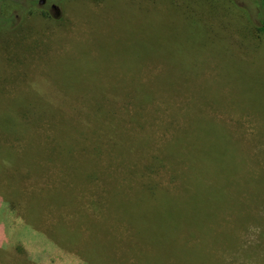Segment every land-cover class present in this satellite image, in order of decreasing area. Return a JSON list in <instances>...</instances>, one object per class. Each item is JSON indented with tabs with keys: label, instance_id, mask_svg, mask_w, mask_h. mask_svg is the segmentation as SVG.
<instances>
[{
	"label": "rangeland",
	"instance_id": "obj_1",
	"mask_svg": "<svg viewBox=\"0 0 264 264\" xmlns=\"http://www.w3.org/2000/svg\"><path fill=\"white\" fill-rule=\"evenodd\" d=\"M51 3L58 17L50 12ZM263 16L260 0H0V121L11 124L16 107L23 110L14 119L19 134L0 128V151L13 153L17 163L0 165V195L10 194L15 204L0 198V264H14L16 246L39 264H84L76 245L95 231L94 224H102L104 182L120 181L131 193L130 185L150 180L162 195L192 194L182 188L197 182L187 161L179 160V151L168 158L172 141L184 135L191 117L219 141L226 139L229 148L243 149L238 155L245 158L233 162L227 182L204 176L223 194L216 197L214 224L202 221L192 237L180 229L177 259L168 241L138 243L130 225H112L111 218L103 225L107 232L116 228L109 233L128 248L127 264H146L145 253H157L159 264H209L207 256L215 264H264V176L259 177L264 174V41L255 45L248 32ZM145 92L151 94L144 101ZM86 100L106 109L128 104L133 117L124 106L112 115L125 134L120 150H110L105 137L97 154L80 149L96 146L90 128L104 130L88 126L97 116L81 109ZM40 106L51 109L29 123L27 112ZM102 116L92 122L111 118ZM208 117L228 130L205 123ZM69 123L74 131L65 129ZM66 135L78 139L76 155L90 168L113 162L110 156L139 168L155 154L163 157L138 177L113 162L109 177L98 175L93 185H67L59 161L41 158L52 137ZM98 201L104 205L98 207ZM63 223L77 229L75 245L48 238L57 240ZM196 243L205 257L196 248L190 259L186 250Z\"/></svg>",
	"mask_w": 264,
	"mask_h": 264
},
{
	"label": "trees",
	"instance_id": "obj_2",
	"mask_svg": "<svg viewBox=\"0 0 264 264\" xmlns=\"http://www.w3.org/2000/svg\"><path fill=\"white\" fill-rule=\"evenodd\" d=\"M260 3L264 5V0H260ZM248 32L251 37L250 41L254 42L255 45L263 42L264 16L258 19V23L255 27L250 26ZM166 89L178 90L176 87L170 86ZM149 94L151 93L145 92L144 101L149 98ZM38 102L39 101H37V103ZM32 103L36 104L34 102ZM125 105L128 106L127 103H124L117 108V106L111 104V108L106 109L100 102L96 103L86 100L85 103H81V109L88 108L94 116L98 117H94L98 121L101 120L99 117H103L102 115L106 116V114H109V116H111V118H109L110 120L101 123L92 122L95 121V119L87 121L89 122V127L101 126L104 130L99 132V130H96L95 128H90V137L96 146L93 148L91 147L90 149L86 146H79L82 151L93 154L99 153V146L104 143V137L107 138V144L109 145L108 148L110 150H120V139L125 134L123 131L119 130L120 125L115 118V115H112L117 109H121L124 106L125 108L123 107L122 110H125L129 116L133 117L129 108ZM203 107H205V105L201 107V113H204L205 111ZM50 109L51 108L48 109L47 106L44 108L42 106L39 108H30L27 112L29 115L27 119L32 118L29 123L37 122L33 119V117L40 116L42 113L47 112ZM78 109L80 108L75 106V110ZM14 111L15 115L14 118H12L13 122L11 124H2L3 120H1L0 128L3 131L11 132L12 130L14 133L19 134L15 127L16 123H14V119H17L20 115L19 113L22 114L23 110L20 112V108L18 106ZM242 113L243 112L239 113L240 115H238V118ZM208 118L209 119L204 120L207 121L205 123L214 124L216 129L226 128L219 120H215V117ZM198 120L196 118L194 119V117L189 118L187 128L182 129L184 135L176 136L177 138L172 141L173 148L171 150L169 149L170 151L168 150L171 152V155H169L168 158L171 156L174 157V154L179 151V160L187 161V169L192 172L195 178H197V182L192 180L189 183H184L182 187L184 191L192 192V194L183 196L182 198L162 195L158 190L157 184L151 182L150 180L148 182L136 181L134 186L130 185L129 189L131 190V193L126 191V185L120 181L104 182V189L101 192L103 194L101 195H104L103 199H105L107 211H105L103 218H101L103 219L102 224H94V226H96L95 231L91 230V234L82 238V241L76 245L78 252L76 254L83 259L84 264H127L125 255L126 249L128 250V248L120 241V238H116V235L109 233L110 231H114L116 228L113 227L109 229V232H107L106 227L103 225L104 221L108 218L112 219L110 222L112 225L114 222L123 224L125 228H129L130 225L136 234L135 240L138 243L143 242L152 246H159L161 242L168 241V244H170L172 248L170 255L175 259H177L175 256L178 248L180 247L178 243H175V235L180 229L183 233L184 231L186 232V237H192L195 228L200 227L202 225V221H211L214 224L215 219L219 216L216 197L217 194H219L220 197L223 194L221 190L220 193L215 191L214 187L211 186V182H206L204 180V176L211 173V176H209L214 178V181L216 179V181L223 180L227 182L233 173L232 169L235 165L233 162L240 164V162L244 161L245 158L243 155L242 158L238 155L240 152L243 154V149L240 152H237L236 150L229 148L226 145V139L222 141L220 138L219 141L218 135H211L210 133L212 132L210 129H208L203 123H198ZM64 122L67 123V120H64ZM73 126L74 125L71 123L66 124L65 129L68 131H74ZM228 138L235 139L232 135H228ZM74 144H80L77 138L74 140L68 135H66V137L55 136L51 138V144L47 147L48 149H44L41 153L42 159L52 162L57 160L59 161L57 167L59 171L62 172V177H67V185L77 182L83 184L91 183L93 185L97 182L93 179H95L98 175H106L109 177L111 173H115L112 172V168L110 167L111 165H109L113 162H115V166L118 167L125 165L122 171L126 175H131V173H133L136 177H138L143 169H152L154 167V161H160L163 157H159L160 154H155L151 158H147L150 160L149 163L143 165L144 168H142L143 166L139 168L135 164H123V158V160H120L117 156H110V159L113 162L109 161L104 166L96 164L98 167L95 166L90 168L88 164L89 161H83L82 158L79 159L76 155L78 153L76 152L77 149L73 146ZM176 145H179L177 147H179L180 150L177 149ZM92 149L95 151H92ZM129 151L130 149L127 150V152ZM130 153L131 155L134 154L132 153V150L128 155H130ZM25 155V153H22L23 158ZM1 157L6 159H2L1 162ZM13 157L14 154L11 152L5 151L4 153L0 151V165H17V163L13 162ZM21 163H23V161H21L20 164ZM113 171H115V168ZM262 176H264V174L259 177ZM190 188H192L193 191H191ZM129 195L131 197H129ZM182 195H184V193ZM9 196L10 194L8 197L0 195V198H2V201L9 202L12 206H14L15 204L12 200H10L11 198H9ZM96 205L101 207L104 204L98 201ZM237 216L239 219L241 218V214H237ZM108 225L109 224L106 226ZM58 230L60 235H57V240L56 236L51 237L49 235L48 238L64 247L71 244L75 245L77 243L78 232L75 227L63 223L62 225H59ZM199 246L200 244L196 243L193 244L191 248H187L186 254L190 259H192L193 255L196 254V248H198V250L202 253L201 256L205 257V254L202 252V247ZM15 248L16 250L14 252V256L17 258H15L14 264H39L38 262H35L34 259H31V257L26 256L27 253L22 247L17 248L16 246ZM138 249L141 250L140 247ZM22 254L24 258L19 261L18 257H22ZM143 255L146 264H159V262H161L157 253H145ZM207 261L209 264H215L213 258L210 256H207Z\"/></svg>",
	"mask_w": 264,
	"mask_h": 264
},
{
	"label": "flooded vegetation",
	"instance_id": "obj_3",
	"mask_svg": "<svg viewBox=\"0 0 264 264\" xmlns=\"http://www.w3.org/2000/svg\"><path fill=\"white\" fill-rule=\"evenodd\" d=\"M37 1L39 2V0H37ZM49 10H50V12L52 13V15H53L54 13H56V12H57V6H56V4L51 3V4L49 5Z\"/></svg>",
	"mask_w": 264,
	"mask_h": 264
},
{
	"label": "water",
	"instance_id": "obj_4",
	"mask_svg": "<svg viewBox=\"0 0 264 264\" xmlns=\"http://www.w3.org/2000/svg\"><path fill=\"white\" fill-rule=\"evenodd\" d=\"M43 2H44V0H39L38 3H43ZM58 15H59V10L57 8V12L53 14V17H58Z\"/></svg>",
	"mask_w": 264,
	"mask_h": 264
}]
</instances>
